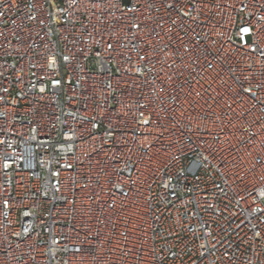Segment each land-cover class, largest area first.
I'll use <instances>...</instances> for the list:
<instances>
[{
  "label": "built area",
  "instance_id": "obj_1",
  "mask_svg": "<svg viewBox=\"0 0 264 264\" xmlns=\"http://www.w3.org/2000/svg\"><path fill=\"white\" fill-rule=\"evenodd\" d=\"M0 264H264V0H0Z\"/></svg>",
  "mask_w": 264,
  "mask_h": 264
}]
</instances>
